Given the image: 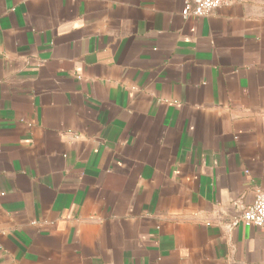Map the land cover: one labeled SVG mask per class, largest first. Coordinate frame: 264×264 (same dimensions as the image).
Here are the masks:
<instances>
[{
  "label": "crops",
  "instance_id": "obj_1",
  "mask_svg": "<svg viewBox=\"0 0 264 264\" xmlns=\"http://www.w3.org/2000/svg\"><path fill=\"white\" fill-rule=\"evenodd\" d=\"M0 0V264H264V0Z\"/></svg>",
  "mask_w": 264,
  "mask_h": 264
},
{
  "label": "built area",
  "instance_id": "obj_2",
  "mask_svg": "<svg viewBox=\"0 0 264 264\" xmlns=\"http://www.w3.org/2000/svg\"><path fill=\"white\" fill-rule=\"evenodd\" d=\"M236 1L238 0H185L182 13L186 18L206 16L221 5ZM238 221L257 226L264 231V189H257L254 202L243 208Z\"/></svg>",
  "mask_w": 264,
  "mask_h": 264
}]
</instances>
